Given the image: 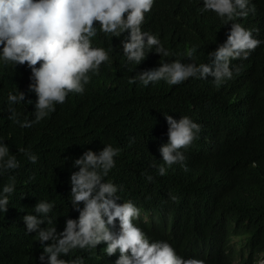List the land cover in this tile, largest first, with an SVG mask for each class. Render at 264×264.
Masks as SVG:
<instances>
[{"label": "trees", "instance_id": "1", "mask_svg": "<svg viewBox=\"0 0 264 264\" xmlns=\"http://www.w3.org/2000/svg\"><path fill=\"white\" fill-rule=\"evenodd\" d=\"M202 7V0H155L142 28L157 34L176 55L164 58L153 50L137 66L127 63L119 46L127 33L111 39L98 32L96 45L111 48V63L101 65L83 95L69 94L31 128L7 119L6 99L11 90L25 91L33 103L16 108L21 120L33 118L36 96L28 92L30 69L0 66V137L21 160L17 170L0 176V188L9 176L17 182L7 212L0 213V264H40L42 246L35 233L26 234L22 217L34 214L39 199H48L55 202L58 231L66 218H78L68 198L71 172L78 170L73 160L105 144L121 149L106 179L124 186L121 197L140 208L136 223L149 237L167 240L179 255L205 264L258 263L264 253V43L246 60H233L239 71L218 87L211 77L174 86L129 83L161 60L187 62L182 54L193 45H198L196 62H207L208 52L226 41L231 22L222 25L214 12L202 13ZM249 7L254 11L235 22L264 41V0H251ZM164 113L191 117L201 133L185 152L186 168L174 164L158 176L152 165L163 163L159 148L168 141ZM28 146L38 155L35 164L17 152ZM142 172L154 181L147 182ZM113 230H119L118 222ZM105 247L102 242L91 253L78 249L70 255L84 257L85 264H114L119 252L106 256L101 251Z\"/></svg>", "mask_w": 264, "mask_h": 264}, {"label": "clouds", "instance_id": "2", "mask_svg": "<svg viewBox=\"0 0 264 264\" xmlns=\"http://www.w3.org/2000/svg\"><path fill=\"white\" fill-rule=\"evenodd\" d=\"M155 0H0V66H26L30 69L28 92L35 93L33 118L20 119L16 105L32 104L22 90L7 93V119L20 128H31L64 104L69 94L83 95L93 75H98L102 64H110L111 48L96 45L98 32L120 38V49L128 64L140 65L149 52L161 57H174L157 34L144 31L142 25ZM251 0H202L200 11L214 12L222 25L231 22L225 42L208 52L205 63H197L193 45L181 59L161 60L160 66L137 72L129 83L143 87L163 81L169 86L179 85L190 78L208 80L220 86L233 78L238 67L233 60H246L261 41L254 37L253 29L235 22L246 18L254 8ZM39 65V66H37ZM165 114V113H164ZM168 141L159 148L163 162L153 163L156 175L164 176L174 164L186 168L185 152L199 139L201 125L191 117L179 119L165 114ZM17 152L29 163L35 164L38 155L31 146L20 147ZM121 149L112 144L97 151L88 149L73 160L78 168L70 175L72 208L78 218H66L62 231L54 224L55 202L39 199L34 214L22 217L26 234L35 233L42 246L40 264H85L82 256L71 257L75 250L91 253L102 242L106 256L119 252L114 264H205L195 257L185 258L167 240H154L136 221L140 208L131 200H123L124 186L106 179L116 167ZM21 166V160L10 152L5 138L0 137V176L12 173ZM147 182L154 176L142 172ZM14 176L0 188V213H6L10 197L15 193ZM174 201L175 196L170 194ZM123 200V203L118 201ZM83 204V206H81ZM46 227L41 225L45 224ZM117 222L119 230L114 231ZM49 242V243H45ZM264 264V262H262Z\"/></svg>", "mask_w": 264, "mask_h": 264}, {"label": "rangeland", "instance_id": "3", "mask_svg": "<svg viewBox=\"0 0 264 264\" xmlns=\"http://www.w3.org/2000/svg\"><path fill=\"white\" fill-rule=\"evenodd\" d=\"M262 262H264V253L261 255L257 264H262Z\"/></svg>", "mask_w": 264, "mask_h": 264}]
</instances>
